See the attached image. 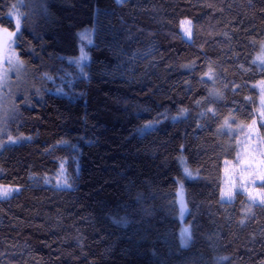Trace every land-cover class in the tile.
<instances>
[{
	"label": "trees",
	"instance_id": "1",
	"mask_svg": "<svg viewBox=\"0 0 264 264\" xmlns=\"http://www.w3.org/2000/svg\"><path fill=\"white\" fill-rule=\"evenodd\" d=\"M17 5L43 92L0 149V184L20 188L0 198V264H264V198L223 200L238 148L219 132L260 116L264 0H0V26Z\"/></svg>",
	"mask_w": 264,
	"mask_h": 264
},
{
	"label": "rangeland",
	"instance_id": "2",
	"mask_svg": "<svg viewBox=\"0 0 264 264\" xmlns=\"http://www.w3.org/2000/svg\"><path fill=\"white\" fill-rule=\"evenodd\" d=\"M18 7V5L14 6L12 12L9 13L16 23V29L10 30L0 26V149L6 144L15 142L9 131L12 121L23 107L34 106L33 100H40L43 92L30 69L21 59L16 46L17 37L22 30L24 15ZM183 33L186 38H191L192 25L190 22L184 23ZM91 34L92 32L88 29L81 33L87 43H91ZM262 45L264 46V43ZM83 52L84 55L80 58L82 62L88 56L85 51ZM256 62L264 66V48L257 54ZM255 86L259 92V118L251 123H244L230 116L226 117L220 126L219 132L227 135L229 140L234 138L233 143L238 148L235 159L224 161L222 198L226 202L233 201L240 192L246 193L251 202H263L264 191L261 185L264 183V80L257 82ZM179 163L185 178L193 180L200 177L199 169L192 168L183 153L179 157ZM48 182L57 186L64 185L66 182L65 168L62 167L56 175L49 177ZM5 189L9 190L7 195H4ZM19 190V187L0 184V198L10 197ZM176 194L179 218L182 222L181 233L185 244L188 245L191 241L192 229L190 223L186 221L189 206L185 181L178 180ZM249 211L251 212V209Z\"/></svg>",
	"mask_w": 264,
	"mask_h": 264
},
{
	"label": "snow or ice",
	"instance_id": "3",
	"mask_svg": "<svg viewBox=\"0 0 264 264\" xmlns=\"http://www.w3.org/2000/svg\"><path fill=\"white\" fill-rule=\"evenodd\" d=\"M8 191H9L8 189H5L4 190V195H7L8 194Z\"/></svg>",
	"mask_w": 264,
	"mask_h": 264
}]
</instances>
